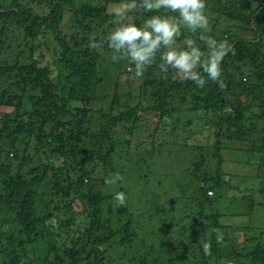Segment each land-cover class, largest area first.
Returning a JSON list of instances; mask_svg holds the SVG:
<instances>
[{
	"label": "trees",
	"instance_id": "16d2710c",
	"mask_svg": "<svg viewBox=\"0 0 264 264\" xmlns=\"http://www.w3.org/2000/svg\"><path fill=\"white\" fill-rule=\"evenodd\" d=\"M77 1L0 0V264H104L114 245L133 248L128 207L117 206V193H103L101 187L115 175V164L127 165L131 147L140 145L126 136H135L145 114L158 118L149 129L154 150L177 146L170 151L177 155L172 163L181 169L180 191L196 203H189L196 221L181 229L188 241L175 251L165 241L168 249L152 245L129 264H264L261 237L246 229L247 241L238 243L233 233L241 227L225 223L215 205L230 187L222 169L226 150L234 160L236 152L264 151V0H210L217 19L207 35L230 44L221 64L223 89L211 80L201 88L173 79L172 69L165 77L159 53L156 63L135 77L125 58L116 61L117 94L108 112L93 104L104 80L98 66L113 51L106 43L103 49L88 45L113 31L114 9L127 0ZM164 14L177 15L164 9L130 15L141 26ZM222 18L233 23L225 31L219 27ZM200 35L182 29L178 39H194L207 55ZM12 41L18 42L15 54L8 53ZM76 100L83 106L74 108ZM89 113L98 115L96 122ZM136 149V157L145 160ZM243 199L253 204L251 196ZM158 210L170 219L168 209ZM80 212L84 225L77 222Z\"/></svg>",
	"mask_w": 264,
	"mask_h": 264
},
{
	"label": "rangeland",
	"instance_id": "374dc122",
	"mask_svg": "<svg viewBox=\"0 0 264 264\" xmlns=\"http://www.w3.org/2000/svg\"><path fill=\"white\" fill-rule=\"evenodd\" d=\"M79 1L85 0H78L77 4L80 5ZM205 2L206 14L209 16L210 24H213L217 19V13L212 11L210 0H205ZM33 5L38 8V5L34 3ZM219 23V27L223 31L227 30L233 24L223 18ZM185 30L188 32L187 29ZM219 31L221 30L219 29ZM183 41L178 39L177 44L181 45ZM12 42L13 48L8 53L18 50L16 47L18 42ZM113 55L116 54L114 52L107 53L104 59H101L98 66V69H100V72L104 76V80L103 84L97 90V96L101 98L97 103L93 104L96 109L103 107L107 112L110 108L112 97L117 94L115 85L118 81L117 75L120 73L118 72L119 70H116L118 63L112 59ZM49 58L52 59L51 56ZM129 68L127 67L126 69L129 71ZM72 106L78 108L80 106L82 107L83 104L80 100H76L72 102ZM89 107L92 106L90 105ZM6 110L8 111L9 109L7 108ZM184 116H186V113H184ZM187 116L193 117L195 115L188 112ZM87 117H93L94 122L98 119L97 114L89 113ZM157 121L158 118L156 116L145 114L137 124L139 128L136 129L135 136H126L128 139H134L140 145L131 147V159L127 160V165L123 166L120 161L115 164V175L119 174L122 176V181L115 180V175H113L108 178L106 186L98 185L99 188L102 186L103 193L109 192L110 194L118 193L120 187H124L125 205L128 207L132 216L131 218L134 220L135 231L133 248L129 249V251H124V248L114 245L110 250H107L104 264L132 263L131 258L138 255L137 253H143L145 249H148L152 245L159 246L161 244L163 245V250L168 249L164 246L165 241L171 242L172 246L169 249L174 250L176 246L183 245V243L188 241L186 237L180 235L181 229L191 227L194 221H196V219L194 220V212H191L194 209L190 206V204L196 203L191 202L188 193L185 194L183 193L184 191H180L182 188L184 189L183 184L178 181L181 169L172 163L173 158L176 160L177 155L170 151L175 152V147L177 146L162 145L161 151L154 150L155 148L151 142L152 131L149 129L154 128ZM136 148L142 150L141 156L145 160H142L143 158L139 160V155L136 157V152L138 151ZM124 151L126 149L121 152L126 154ZM234 154L238 157L235 160L232 159L231 150H226L225 152L226 161L222 169L224 179H229L230 181V187L229 191H227V197H224L222 199L223 201L216 202L215 205L223 213L222 219L225 223L230 224L235 222L241 227L233 233L234 237L239 241L238 243L245 244L247 241L246 229L249 235H258L264 242V151L236 152ZM141 166L144 167L141 168ZM144 173L145 177H143ZM147 173H149L148 176H146ZM139 174L142 176L140 180H138ZM230 174H233L231 175V179L228 178ZM181 177L187 179L189 177L188 172L184 173ZM158 192L161 197L157 196L156 199ZM208 193L213 194L211 191ZM245 195L252 197V205L250 203L251 201L245 202L243 199ZM111 201L114 202L115 200L111 199ZM161 207L169 210L170 219L164 220L166 216L158 210ZM76 208V211H81V205L78 202ZM104 208L108 209L107 203L104 204ZM234 211H238V214H233ZM76 218L78 223L84 225V214L80 212ZM114 218H116L115 215ZM62 234L64 233L62 232ZM119 238L120 235L115 237V239ZM136 248L138 249L137 251H135ZM122 253L126 257L119 259ZM162 254L164 257H167L166 252Z\"/></svg>",
	"mask_w": 264,
	"mask_h": 264
},
{
	"label": "clouds",
	"instance_id": "9594fccd",
	"mask_svg": "<svg viewBox=\"0 0 264 264\" xmlns=\"http://www.w3.org/2000/svg\"><path fill=\"white\" fill-rule=\"evenodd\" d=\"M166 12L177 15H152L138 26L130 15L133 12ZM205 0H127L114 9V24L116 27L106 38L100 41L92 40L89 48L103 49L105 43L116 55L114 61L127 58L133 67L129 68L135 77H142L144 72L156 63L160 54V71L165 74L174 70L173 79L191 80L203 88L208 80L218 84L223 89L225 84L221 79V64L230 48L227 40L217 41L210 32V19L206 14ZM182 29L193 35L200 32L199 39L204 42L207 55L192 38H186L178 45ZM202 69V72L199 71ZM115 180L123 177L116 174ZM117 206L125 204V194L115 196ZM55 223V221H53ZM207 245L205 249L207 251Z\"/></svg>",
	"mask_w": 264,
	"mask_h": 264
}]
</instances>
